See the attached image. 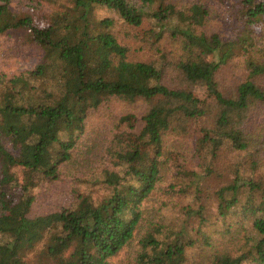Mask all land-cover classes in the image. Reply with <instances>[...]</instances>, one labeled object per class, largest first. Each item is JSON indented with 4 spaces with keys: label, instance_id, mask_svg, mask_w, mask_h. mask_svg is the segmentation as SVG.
<instances>
[{
    "label": "trees",
    "instance_id": "16d2710c",
    "mask_svg": "<svg viewBox=\"0 0 264 264\" xmlns=\"http://www.w3.org/2000/svg\"><path fill=\"white\" fill-rule=\"evenodd\" d=\"M134 1L0 0V264H264V0Z\"/></svg>",
    "mask_w": 264,
    "mask_h": 264
},
{
    "label": "rangeland",
    "instance_id": "374dc122",
    "mask_svg": "<svg viewBox=\"0 0 264 264\" xmlns=\"http://www.w3.org/2000/svg\"><path fill=\"white\" fill-rule=\"evenodd\" d=\"M132 2H135L134 0H131ZM27 3L25 0H12V5L15 9L19 8L20 4ZM43 9L47 10L50 8V6L42 2ZM225 7V4L223 6H218L215 8L216 16L211 21L208 22L206 26H208V29L210 31L217 30V29H223L225 27L224 23V17L221 15L223 12L222 9ZM220 8V9H219ZM41 56L40 51L37 48L30 47V46H20V41L15 38H0V74H10V73H18L23 70H30L34 67V65L39 61ZM240 74H238V77ZM229 81L228 84L225 85L224 92L225 94H229L230 91L234 88L235 80L234 75L229 74L228 76ZM262 85L264 86V81L262 82ZM121 107H115V110L118 112ZM211 119V115L205 120V123L209 122ZM102 124H105L106 131H99L95 135L100 136L101 134L105 135L109 131V119H103L101 120ZM108 124V125H107ZM139 123L135 122V129L139 128ZM191 138V135L187 136V139L189 140ZM101 138H96V141H100ZM104 139V138H103ZM102 139V140H103ZM167 151H175L179 153L184 152V147L180 146L179 141L177 140H170L167 143H165L164 148ZM166 152V151H165ZM191 162L188 160L187 165L190 166ZM61 206V199L58 198V195L54 192L42 190L37 196V201L34 206L35 211H38L40 213H46L49 211H55ZM174 211L177 210V207H172ZM171 209L168 211L169 214H171Z\"/></svg>",
    "mask_w": 264,
    "mask_h": 264
}]
</instances>
